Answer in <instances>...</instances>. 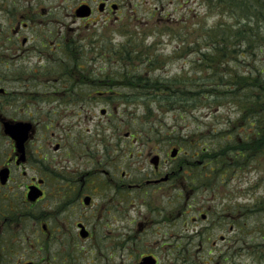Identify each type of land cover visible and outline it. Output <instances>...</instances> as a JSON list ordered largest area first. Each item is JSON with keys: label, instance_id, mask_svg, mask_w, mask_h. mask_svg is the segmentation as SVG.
Masks as SVG:
<instances>
[{"label": "rangeland", "instance_id": "374dc122", "mask_svg": "<svg viewBox=\"0 0 264 264\" xmlns=\"http://www.w3.org/2000/svg\"><path fill=\"white\" fill-rule=\"evenodd\" d=\"M103 1L110 2L106 10L101 9ZM83 2L93 7L90 18L76 17L75 9ZM205 2L0 0V51L10 54L11 77L20 75L29 79L32 71L39 70V86L52 84L51 78L61 88L67 81L65 78L70 77L65 71L73 67L74 80H69L72 86L59 90V93H86V111L76 114L73 107H69L73 108L70 112L65 108L57 109L62 105L61 101L42 100L46 94H38V99L32 100L35 92L29 90L33 88L34 81L26 88L19 85V81H12L9 86L11 91L24 92L25 100L34 104L29 109L36 108L39 119L36 123L37 137L45 134L44 116L52 108L57 109V120L62 121L54 128L57 134L53 141L62 140L65 133L68 135L60 141L62 146L58 150H49L48 159L54 158L52 163L64 158L81 163L86 158V167L93 166L92 162L99 160L108 150V157L115 159L118 169L131 174L133 179L144 178L146 172L143 167H149L150 159L156 153H162L169 144L168 151L180 141L186 143L185 152L189 156L198 152L197 158L231 160L228 152L222 157L220 154L203 157L200 152L204 147L209 150L214 145H220L224 150L231 142V135L232 139L238 137L237 143L242 144V139L251 129L249 119L242 117L238 96L227 91V81L221 80V75L232 78L227 82L229 84L234 79L238 80L242 73L235 72L236 65L231 58L235 55L247 61L250 50L244 53L246 56L241 55L244 44L234 35V29L239 26L231 14L212 11ZM111 3L116 4L115 9ZM221 20L234 22L235 27L229 33L226 31L230 37L221 41V48L203 46L204 39H208L205 38L207 28L213 27L210 34L219 38ZM253 25L255 32L264 33L263 21L259 24L253 22ZM24 36L28 39L25 47H20ZM51 45L52 49L49 48ZM234 46L236 50H233ZM257 51L252 59L264 66V48H257ZM41 55H49L50 58L38 66ZM23 65L26 69L19 68ZM238 67L244 69L245 63L239 61ZM45 78V82L41 80ZM179 89L181 94L177 93ZM185 91L189 96L182 97ZM170 97L179 101L169 103ZM82 101L75 103L82 104ZM1 106L2 110L4 106L13 109L4 104ZM101 108H106V112L102 113ZM6 115L0 113V123ZM78 118L80 122L76 121ZM129 130L134 137L126 136ZM8 145L5 143L3 146L6 154L9 153ZM89 159L92 162L87 164ZM218 165L215 162L212 167L218 169ZM229 175L228 179L223 176L222 182H214L210 176L205 178L204 183L214 188L193 186L194 192L188 200L181 196L188 193L185 181L180 183L178 178L173 180L169 189H162L166 184L159 188L148 187L153 189V193L147 197V204L151 201L155 210H159L153 211L156 215L159 213L171 219L169 224L165 222L170 227L169 241L155 246L160 264H264V156L256 157L252 165L245 164L237 170L230 168ZM179 192L182 194L178 197ZM146 193L140 188L129 193L130 198L135 196V200L128 204L130 207L124 206V217H139L140 212L144 215L151 211L150 207L141 204L142 200L137 202ZM211 205L229 209L234 217L231 221L235 224L234 229H224L222 241L214 244L210 238V241L199 244L188 236L194 227H203L210 220L203 221L199 213L191 209L200 207L206 210ZM188 209L191 210L189 214ZM192 215H198L196 222H191ZM185 218L187 220L183 224ZM157 238L160 241L163 238L161 231Z\"/></svg>", "mask_w": 264, "mask_h": 264}, {"label": "flooded vegetation", "instance_id": "af4514ba", "mask_svg": "<svg viewBox=\"0 0 264 264\" xmlns=\"http://www.w3.org/2000/svg\"><path fill=\"white\" fill-rule=\"evenodd\" d=\"M109 4L103 1L102 9L106 10ZM92 14L88 17L76 14V17L86 19ZM8 31H11L10 28ZM27 39L24 36L20 47H25ZM49 48L52 49V45ZM5 54L0 51V104L13 109L4 106L2 110L0 107V113H11L3 116L0 123V264H160L155 246L169 241L170 227L165 222L169 224L171 219L159 213L156 215L153 211L159 210H155L151 201L147 204L153 193L152 188L166 184L162 189H169L173 180L178 178L180 183L185 181L188 193L181 195L179 192L177 196L188 200L194 187L214 188L204 183L205 178L210 176L214 182H222L223 176L228 179L232 167L227 168L225 161L219 158H197L198 152H192L189 156L185 152L186 143L182 144L181 141L168 151L169 144L162 151L163 155L156 153L150 159L151 166L143 167L146 172L144 178L133 179L131 174L118 169L115 159L108 157V150L99 160H88L87 164L92 162L93 166L86 167V158L81 163L71 162V158L52 163L54 158L48 159L49 150H58L62 146L60 141H64L68 135L65 133L66 136H61L64 137L62 140L53 141L57 134L54 128L62 121L57 120L56 110L65 108L70 112L74 108L76 114L84 113L86 93H59V90L71 85L69 80H74L73 67L65 71L66 76L70 77L65 78L67 81L61 88L51 78L52 84L39 86V70L32 71L29 79L20 75L11 77V57L9 53ZM40 58L38 66H42L50 56L41 55ZM78 66L82 67V64ZM24 67L26 69L25 65L19 66ZM35 67L31 68L37 69ZM41 80L45 82L47 78ZM12 81H19L18 84L23 87L31 86L30 83L34 81L33 88L29 90L35 92L32 93V100L38 99V94H46L42 100L61 101V106H57L56 110L52 108L44 116L43 136H36L39 119L36 108L29 109L34 104L25 100L24 92L17 89L18 93L15 89L11 91L9 86ZM8 82L9 85H4ZM41 90L43 93H39ZM81 100L82 104L75 103ZM64 102L71 104L64 105ZM16 108L18 110H14ZM101 111L105 113L106 108H101ZM76 121L80 122V119ZM125 134L134 137L131 130ZM5 143L9 144L8 154L3 147ZM118 147L122 149L121 145ZM215 162L219 163L220 168L212 167ZM138 188L145 189L147 193L137 202L142 200L141 204L150 207L151 211L144 215L140 212L139 217H124V206L130 207L128 204H133L135 200V196L130 198L129 193ZM191 210L199 213L203 221L210 220L203 227H194L193 233L188 236L199 244L210 241V238L215 244L218 240H224V229H234L235 224L231 223L233 214L230 215L226 206L211 205L206 210L200 207ZM191 210L188 209V214ZM198 218V215H192L190 220L196 222ZM186 220H183V224ZM160 231L163 237L161 241L157 238ZM86 247L90 254L88 256Z\"/></svg>", "mask_w": 264, "mask_h": 264}, {"label": "trees", "instance_id": "16d2710c", "mask_svg": "<svg viewBox=\"0 0 264 264\" xmlns=\"http://www.w3.org/2000/svg\"><path fill=\"white\" fill-rule=\"evenodd\" d=\"M209 8L224 12L226 14L230 13L231 16L235 19V23H238L236 29H234V35L243 40V52L241 55L246 56L244 53H249L250 59L242 60L236 57H232L231 61L236 65L234 67L235 72L242 73L238 77V80L234 79L232 84L230 77H224L221 75V80H225L227 91L230 90L237 97L238 101L242 107V117L248 118V126H251L248 134H246L245 139H242L243 143L238 144V137L232 139V136L229 138L231 142L224 148L220 149V145H214L211 149L208 150L207 147H204L200 152L203 157H212V156H223L228 152V156L231 160L225 162L227 168L233 167L238 169L243 167L245 164L252 165L256 157L263 155L264 156V66L260 63L257 64L256 60L252 59L253 55H257V48H264V33L259 34L254 31L253 22L259 24V22H264V0H205ZM222 22L225 24L222 27ZM234 22L220 21L219 28L222 29L219 38H214L210 33L213 27L207 28V35L204 39L203 46H212L214 48H221L223 43L221 41H226L230 37L229 33L231 28H234ZM264 27V25H263ZM227 31V32H226ZM233 50H236V46L233 47ZM261 59H259L260 61ZM239 61L245 63V68L240 69L238 67ZM243 64V63H242ZM232 77V75H231ZM225 78V79H224ZM178 94H181V89L178 90ZM198 92V91H196ZM195 92V93H196ZM175 93V92H174ZM173 96V94H172ZM189 96V93L186 91L183 93L182 97ZM178 98L170 97L169 103H177ZM253 131V132H252ZM255 138H258L256 141ZM228 140V139H227ZM232 140L234 142H232ZM238 140V141H237ZM220 149V150H219ZM207 150V151H206ZM225 161L224 158H219Z\"/></svg>", "mask_w": 264, "mask_h": 264}, {"label": "water", "instance_id": "95a60500", "mask_svg": "<svg viewBox=\"0 0 264 264\" xmlns=\"http://www.w3.org/2000/svg\"><path fill=\"white\" fill-rule=\"evenodd\" d=\"M91 12L90 5L87 3L81 4L80 6L77 7L76 13L80 16H87ZM176 153V149H174L173 154Z\"/></svg>", "mask_w": 264, "mask_h": 264}]
</instances>
